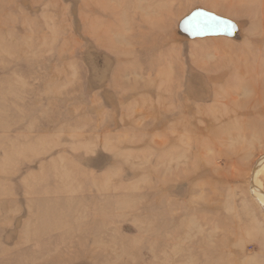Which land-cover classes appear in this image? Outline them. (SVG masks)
I'll list each match as a JSON object with an SVG mask.
<instances>
[{"label":"rangeland","instance_id":"rangeland-1","mask_svg":"<svg viewBox=\"0 0 264 264\" xmlns=\"http://www.w3.org/2000/svg\"><path fill=\"white\" fill-rule=\"evenodd\" d=\"M168 262L264 264V0H0V264Z\"/></svg>","mask_w":264,"mask_h":264},{"label":"water","instance_id":"water-1","mask_svg":"<svg viewBox=\"0 0 264 264\" xmlns=\"http://www.w3.org/2000/svg\"><path fill=\"white\" fill-rule=\"evenodd\" d=\"M238 25L204 9H195L186 18L180 21L178 33L188 40L227 37L239 39Z\"/></svg>","mask_w":264,"mask_h":264},{"label":"bare ground","instance_id":"bare-ground-1","mask_svg":"<svg viewBox=\"0 0 264 264\" xmlns=\"http://www.w3.org/2000/svg\"><path fill=\"white\" fill-rule=\"evenodd\" d=\"M246 1V0H245ZM239 5H241L242 7H244L242 4H241V2L239 3ZM245 5H249V4H246L245 3ZM253 6H249V7H244V11H245V13H251L250 11H252L253 10V8H252ZM253 12V11H252ZM239 90H240V88H239ZM208 130V129H207ZM169 141V140H168ZM168 148H171V147H168ZM182 155V154H181ZM172 159V158H171ZM178 159V158H177ZM184 161V160H183ZM170 260V259H169ZM169 264H170V262H168Z\"/></svg>","mask_w":264,"mask_h":264}]
</instances>
